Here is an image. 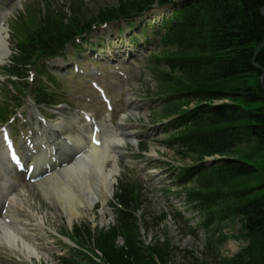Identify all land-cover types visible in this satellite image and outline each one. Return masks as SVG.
<instances>
[{"label": "trees", "instance_id": "trees-1", "mask_svg": "<svg viewBox=\"0 0 264 264\" xmlns=\"http://www.w3.org/2000/svg\"><path fill=\"white\" fill-rule=\"evenodd\" d=\"M154 1L120 0L118 7L87 20L76 19L79 27L74 31L112 20L120 10L140 13ZM186 5L190 12L162 41L161 62L179 75L178 97L188 98L186 104L201 103L186 113L194 131L188 130L184 138L190 151L198 154L197 162L215 155L223 158L209 167L199 166L201 191L192 195L203 203L210 199L216 203L217 213L210 222L239 220V237L246 246L226 259L227 264H264V46L256 55L264 43V0H188ZM184 41L195 50L191 63L182 57ZM244 77L254 84L232 88ZM225 100L229 102L212 105ZM122 199L130 209L138 198L129 193Z\"/></svg>", "mask_w": 264, "mask_h": 264}, {"label": "rangeland", "instance_id": "rangeland-1", "mask_svg": "<svg viewBox=\"0 0 264 264\" xmlns=\"http://www.w3.org/2000/svg\"><path fill=\"white\" fill-rule=\"evenodd\" d=\"M32 2L33 1L31 0H26V3L24 2L25 4L22 3L21 8L17 10L18 13L16 16H23L25 20L23 22H27V26L33 31V34L38 32L45 35H54L53 32L57 31L63 23H68L70 18H81V20L86 18L87 20L90 17L97 16L98 13L104 9L117 6L119 0H36L34 3ZM20 21L21 20L19 19V22ZM123 24V27H126L127 24L125 21ZM41 25L43 28H40ZM17 26L18 25L15 24L12 25L7 34L8 42L12 49L13 46H17L14 45L16 42L15 34L18 32L21 33V31L22 33L24 32L21 28H16ZM109 29H113V31L110 30L109 35L116 34L118 31L116 24H109L107 27L104 26L99 28L96 35L99 37L103 35L106 39L110 40L109 42H111L112 40L108 37ZM23 36L24 39L27 38V35L24 34ZM116 44H118V42H115V45ZM194 52V48L189 49L187 47L186 54L183 56L187 57L188 61L193 62L192 60L195 59ZM12 56L13 54L11 57ZM144 61L137 62V65H139L140 68L135 69L137 71L136 73H132L133 78L131 86H133V89L135 88L137 90L144 88L142 92H145L150 98L152 97V99L156 100L155 93L160 89V84L156 77L157 73L155 72L157 62L154 60L153 63L144 64ZM130 70L133 71V68ZM167 76H170V73L167 72ZM245 82H248V84L251 85L254 84L250 77H244L233 82L232 88H239ZM76 84H72L70 87V91L73 94L81 93V88ZM7 89H10V86H7ZM62 89L67 93V84L62 85ZM3 92V88L0 87V95H2ZM19 94H22V92ZM145 94L135 92L138 101L146 99L147 97ZM6 96L7 99L5 103L9 101L11 105L15 104L13 107L18 105L20 95H15V99H12L13 95L7 92ZM26 99H29L28 95ZM145 102L144 107H146V109L141 110L140 113L141 123L147 125L149 130L147 131L148 133L153 132V134L156 135L152 138L158 137L157 134H161L160 131L162 130L161 126L158 125L162 123H159L158 125H150L152 111L158 107L154 104V101L146 100ZM222 103L224 102H213L212 105H220ZM92 105L93 106L86 103H78V108L90 109L92 111L96 110L99 111V115L102 116L105 109L100 108L96 103H92ZM154 118L160 120L163 117L162 115L159 117L155 115ZM154 122L156 121L151 120V123ZM199 131L202 132L203 130L199 129ZM204 132H206V130ZM174 135H167V133H164L163 142L155 144V141H152L153 144L151 143L152 145L149 146V150H151L148 154H153V147L154 152H157L158 156L155 155L153 159H144V161L150 163L152 170L156 172V176L151 178L152 174H150L149 177L143 175V173L140 174L143 176L146 185H144L145 193L144 191H139L137 194L136 191L137 197H139L138 202L143 203L141 207L142 209L138 211L137 215H134L139 220L140 229L138 234L144 237L145 242H147L152 253H154V256L158 259L159 264H224L223 260L225 255L234 256L245 246L244 241L239 237L241 230L240 223L235 218L224 222L222 236L224 235L223 237L226 240H224L222 244L217 242L218 238L221 237V234L219 236L213 232L206 233L202 230L194 231L190 229V226L198 223L200 219L194 213H186L192 209V207L185 202L186 195L188 191L193 190L199 192L201 190L199 189L200 186H198V184L193 185L191 183L185 185L184 183L178 182L175 169L194 163L199 156L198 154L195 155L190 152L185 157L186 150L181 151L178 146L173 148L167 141L169 138L174 137ZM142 144L143 143H141V145ZM141 145H139L138 148H133L134 150L132 151L139 154L138 151L140 150ZM0 170L3 171L1 164ZM126 171L127 168L122 170L120 177H118V184L115 186L116 195L118 189L120 193V190L125 191L126 189H129V187L137 184V182L134 181H139L134 175H124L126 174ZM173 176H175L174 179L172 178ZM176 180L177 182L175 183ZM43 206L45 207L44 213L46 215V224L49 226L51 233L55 238L54 242H56L58 247H52V250L45 249L40 252V258H43V260L39 261L30 259L26 254L27 249L22 250L20 245H18L17 250V247L13 245L10 246L7 242L0 240V264H64L61 262V256L67 252V246L61 240L62 237L65 239V229L68 228L69 230L70 223H68V217L55 202L53 203L52 200L49 201L38 197L35 201H31V209L27 214H29L31 219H37L38 216L35 212H41ZM56 207L59 208L57 209ZM100 208V205L99 208L96 207L93 212L87 216V219L91 221L93 229L96 228L95 225H97V228L101 227L109 230L108 233L104 231L100 233L96 240L101 243V246L104 248L105 254L109 257L108 260L110 264H154L152 260L147 257L148 253H146V244L140 242L137 232H135L137 236L134 241L127 244V239L125 238L122 243V241L118 239L117 233L114 232V230L118 229L112 225L115 223V219H112L109 214L105 213L104 216L106 217L107 224L101 221L103 214L101 213ZM179 210L185 212V215L188 216V218H192L190 226L183 222V218L175 215ZM112 213H115L114 209H112ZM93 218L95 221H92ZM87 219H78L75 221L78 224L82 223L80 225L76 223V228H81V226L82 228L86 227L84 222L88 223ZM37 233L43 240H45V238L48 239V235L45 234V231L38 230ZM210 239L214 240L212 244L209 242ZM45 242L46 243L43 246H46L47 248L52 246H48V244H51L50 239L45 240ZM20 252H22L21 255H19ZM55 252L57 255L60 253L61 255L55 257ZM219 252L222 253L220 255V261L217 260L219 259Z\"/></svg>", "mask_w": 264, "mask_h": 264}, {"label": "bare ground", "instance_id": "bare-ground-1", "mask_svg": "<svg viewBox=\"0 0 264 264\" xmlns=\"http://www.w3.org/2000/svg\"><path fill=\"white\" fill-rule=\"evenodd\" d=\"M1 31L2 29L0 30V62L8 54L7 39ZM41 140L44 141L45 137ZM82 140H84V138L78 136L75 138V143L77 144V148L82 147L81 150H84L86 146ZM117 141L118 140H116L115 137L109 138L106 141L105 134L103 137V143H111V147L109 145L106 149L105 144H103V146L100 147L93 145L90 148H87L83 154L87 156L86 163L82 164L81 162L80 166L82 167H78L77 163L73 169L66 170L62 174V176H66L61 180V182L64 180L66 181L63 184V187H58L59 185L57 184L55 189H52V191L47 194L48 200H52L53 203L55 202L61 210L67 214L69 223H72L83 216H88L99 204L103 205V210L109 204L110 198L113 196L115 190L114 185L117 183L118 165L116 159L118 158L119 153L117 148L113 150L112 147L114 144L120 143L122 140ZM61 145L66 146L63 143ZM76 147L73 148V151L76 150ZM49 150L50 146L46 150L41 151L35 160L33 159L32 161H36L38 164V162L45 160L44 156L47 155ZM58 156L59 157L56 158V161L62 159L61 155ZM108 162L113 163L114 167L112 169L107 170L106 164H108ZM39 171L40 169H38V172ZM39 184L40 183H37L36 185L39 186ZM37 189L39 191L42 190L40 187ZM59 207L56 208L58 209ZM0 236L9 243L15 242L13 234L11 236L2 232ZM27 248L29 252H32L33 257L37 255L34 248L30 246Z\"/></svg>", "mask_w": 264, "mask_h": 264}, {"label": "water", "instance_id": "water-1", "mask_svg": "<svg viewBox=\"0 0 264 264\" xmlns=\"http://www.w3.org/2000/svg\"><path fill=\"white\" fill-rule=\"evenodd\" d=\"M263 13H264V9H263Z\"/></svg>", "mask_w": 264, "mask_h": 264}]
</instances>
